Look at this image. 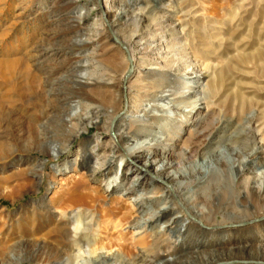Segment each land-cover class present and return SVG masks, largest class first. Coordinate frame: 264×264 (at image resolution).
Wrapping results in <instances>:
<instances>
[{
    "label": "rangeland",
    "instance_id": "obj_1",
    "mask_svg": "<svg viewBox=\"0 0 264 264\" xmlns=\"http://www.w3.org/2000/svg\"><path fill=\"white\" fill-rule=\"evenodd\" d=\"M10 2L12 6L4 9V21L8 23L12 14H18L15 18L19 24L4 42L0 40V165L7 164L5 174H9L14 170L9 164L24 161L21 167L25 173L5 180L2 187L8 188L0 189V257L3 259L0 264H38L22 245H15L9 251V241L26 229L40 200H47L55 189L56 196L68 190L72 178L77 177L75 172L87 173L84 175L86 187L106 189L112 180V166L122 162L119 178L114 183L116 187L109 188L107 197L101 198L107 208L111 207L108 198L128 197L129 185L135 187L129 194L132 200L140 192L149 190L147 179L142 182L138 178L141 175L138 164L126 157L117 160L119 153L112 154V145L117 142L110 135L113 124L117 123L123 144L126 141L133 144L132 136H140L141 146L156 142L137 132L136 122L125 120L124 116L129 110L125 109L126 100L144 104L150 99L155 92L152 82L158 80L159 72H155L156 69L136 72L132 68L130 76L124 77L130 61L125 49L114 40L115 35L122 43H130L128 52L133 54L137 66L144 58L152 62L158 56V49H154L157 46H161L159 50L163 54L169 51V56L174 54L181 61L190 58L198 62L197 70L202 71V77L195 89L204 95L200 94L192 111L183 105H171L175 108V113L171 114L174 127L161 141L166 137L173 149L160 150L152 158L157 163L162 160L172 163L165 173L171 169L187 170L193 183L183 197L203 214L210 212L211 216H206L204 221L206 225L227 224V229H231L237 239L211 246L210 236L197 233L199 229L195 226L186 237L182 228L183 238L177 242L172 234H155L144 227L121 231L112 228L109 235L123 233L125 245L130 246L136 258H144L146 264H264V249L254 247L257 242L253 236V225L264 220V179L260 192L259 180L250 179L248 189L242 180L243 176L252 177L247 166L253 158H256L254 163L262 162L261 168H264V0H112L113 6L107 13L102 11L100 0ZM125 9L128 16L119 14L112 29L109 24L113 14ZM79 12L85 15L80 16ZM41 16L42 20L35 21ZM3 27L1 24L0 29ZM138 38L140 44L136 43ZM36 46L42 51V58L47 56L39 66L32 65L27 57L29 49ZM143 46L149 51L145 57L138 50ZM9 59L18 64L8 71L2 64ZM19 60L25 61L27 71ZM84 72L88 86L81 89L76 82ZM205 86L208 89L204 90ZM83 96L85 98H79ZM168 97L171 100L175 95ZM75 100L80 103L82 115L87 107L90 114H84L83 119L77 116L66 124ZM147 115L153 120L152 113ZM35 116L40 118L37 124L30 120ZM177 126H180L179 133ZM51 143L67 149L55 157L47 153ZM223 147L226 151L235 150L232 155L236 165L231 171L227 156L219 155ZM88 152L93 154L91 160L96 156L115 158L107 162V169L86 172ZM207 156L212 159L214 168L202 182L195 181L194 174L198 175L199 169L193 161ZM236 166L247 170L242 177ZM165 185L158 181L154 192L149 194L151 201L157 199ZM139 206L137 203L133 209L136 211ZM84 211L88 216L93 213L98 217L95 210ZM149 213V209L138 210L135 217H146ZM183 215L177 216L186 217ZM230 217L235 218L236 223H232ZM94 234L98 235V231ZM196 239H200L199 242ZM172 244L176 246L174 251ZM97 260L94 263L100 264ZM19 261L21 263H17Z\"/></svg>",
    "mask_w": 264,
    "mask_h": 264
},
{
    "label": "bare ground",
    "instance_id": "obj_2",
    "mask_svg": "<svg viewBox=\"0 0 264 264\" xmlns=\"http://www.w3.org/2000/svg\"><path fill=\"white\" fill-rule=\"evenodd\" d=\"M33 1L34 0H32V2ZM11 6L12 4L10 0H0V25L3 24L4 26L2 29H0L1 41L6 40V38L12 34L17 24H19V20L15 18L16 16H18V14L17 15L12 14L13 17L12 18L10 17L11 20L7 17L10 20L8 21V23L7 22L5 23L4 21L5 19L4 9L5 8L9 9V7ZM112 6H113L112 0H104V3L102 5V11L104 13H107L110 11ZM13 7L12 9H14ZM40 8L42 9V7ZM121 13H124L125 16H128L127 15L128 11H126V9L120 10V12L119 10H116L115 13L113 14V19L110 20V24H109V26L112 29L114 26L115 19L117 20L118 15L119 14L121 15ZM136 14L140 15L138 13ZM79 15L84 16L85 14L79 12ZM43 16L36 18L35 21L40 20ZM51 16L52 13L51 15H47L48 18ZM116 37L120 39L119 36ZM126 43L127 45L130 44L129 42ZM136 43L140 44L141 39L138 38ZM48 48L51 49L52 47L49 46ZM144 48L145 46L139 47L138 50L140 54H142L145 57L148 55L149 51L147 52V49L145 51ZM154 49H158V51H156L158 53V56L154 57L152 62L147 61L146 58L139 60L140 66L139 65L137 66L133 54L129 51L128 59L130 61V64L132 65V68H135L136 72H139V70L143 69L144 72L147 73L149 71L152 70L154 71L156 69L157 71L155 70V72H159V78L158 80L152 82V87L153 89H155V92L151 94V97L147 102H145L144 104L140 102L134 104L133 102H131L132 100H129V103H127L126 100L125 109L128 108L129 110L127 114H125L124 119L125 120L132 119L134 122H136L137 132L141 131L145 136H149L151 140H154L156 142L153 145L150 144L149 146L145 147L140 145V143L142 142L141 140H138L140 139L139 138L140 136L139 137L132 136L133 139H135L134 143L129 144L126 141L125 142L126 144L124 143L125 144L124 145L122 142L123 140L122 132L120 131V127L117 123L113 124L112 126L113 133L110 135V138L114 139L115 137L117 142V144L112 145V150H111L112 154L114 152L119 153L118 155L119 158L117 160H122L126 157L128 160H130V162L136 165L138 164L139 173L141 174L140 177L138 178H140V181L142 182L146 181L147 179L149 190L143 193L140 192L137 195V197L132 200L129 194L135 190V187L134 185H129L128 192L127 193L125 192L126 196L128 197H125L123 199L108 198L110 200L111 207L107 208L104 206V203L102 201L103 199L101 200V198L107 197L108 195L107 192L109 188L116 187L115 182H117L119 178L120 175L119 171L121 166L120 164L122 162L119 163L118 165L114 164V166H112V174H113L112 180H110L107 183L106 189L97 190L94 187L92 188L86 187L84 185V180H85L84 175L87 173L76 174L75 172L74 174L77 175L75 179L77 178L78 179L75 180L74 178H72L73 181L71 182L72 183L71 186L68 188L66 192H64L65 190L62 191L64 192L63 195L60 196L57 193L59 196H56V189H55L53 194L47 200H40L37 203L38 205L37 210L33 212L32 215L33 217H31V220L26 226V229L10 239L9 241L10 245L8 247L10 249L9 251H11V248L13 249L15 245H22L32 253L34 259L38 261V264H44V262H46L45 264H95L94 261H96L97 259L100 260V264H146L147 262L144 258H136V254L132 252L131 248H129L130 246L127 247L128 246L127 243H126L127 246L125 245L126 239H124L123 233L118 234L117 232L116 236L113 235L110 236L109 235L110 229L119 228L121 231L124 230V228L134 229V228L144 227L146 230L150 228L149 232H154L155 234H160V233H163L164 235L172 234V236L175 238L174 242H177L179 240L181 241L183 237H186L187 233L191 230L192 226H195L197 229H199L197 233L204 232L210 236V240L208 241L211 246L221 243L227 244V242L230 243L237 239V235H235L233 231H231V229H227V224L206 225L204 221L206 216L207 217L211 216L210 212H207V215L203 214V212L196 210L193 206H191L188 203V199H185L183 197L184 191H188L193 183V181L189 179V173L187 172V170L184 169L182 170L180 168L178 170L171 169L169 170L168 173H165L164 170L166 168L171 167L172 163L168 160L165 161L162 160L159 163H157V160L155 158H152V155H155L160 150L173 149V144L167 142L166 137L164 138L163 141H161L165 133L169 129L174 127V126L172 127L174 122L171 117V114L175 113V108H172L173 106L171 105L173 103L178 104V106L183 105V107H189L190 111H192L196 108L198 104V101L201 97L200 94H203V92L199 91L198 88L195 89L196 84L200 82V78L202 77V71L197 70V67L199 66L197 61L191 60L190 58H186V60L181 61L179 59H176L173 56L174 54L169 56V51H166L163 54L159 50L161 49V46H157V48L154 47ZM29 50L30 53L27 57H28V61H31L32 65L41 64L42 60L47 58V56H45V58H42L43 55L42 51H40V49H38L37 46ZM23 61L24 60L20 61V64L24 68V71H27L28 66L26 65V63H24L25 61L24 62ZM16 63H17L16 61L9 59L8 61L4 62L2 65L9 71L16 65ZM166 68H168V71H165ZM3 71L4 70L2 67V72ZM85 72L81 73L80 79H78V81L76 82V84L79 85V88L81 89L88 86V83L85 81L84 78V76L86 75ZM26 74L28 76L29 73ZM124 74H125L124 77L126 78L130 76V74L127 72ZM171 77L172 80L170 79ZM205 89H208V86H205L204 90ZM169 95H175L174 99L170 100V98L168 97ZM79 98H85V97L83 96ZM85 100L87 102L89 101L87 100V98ZM1 108L2 105H0V109ZM80 111H81L80 103L76 100L73 101L71 113L67 116L66 118L67 120L65 123L68 124L73 122L77 116H79V119H83L84 114L85 116L86 114H90L88 107L83 110L84 111L83 115L81 114L82 112L80 113ZM148 113H152L151 116L153 120L149 118L150 115H147ZM38 117L39 116H35L33 119L30 120L32 122H36L37 124V122L40 119ZM179 129L180 126H177L176 130L178 133H179ZM65 149H67V147L60 148L56 143H51V146H48L47 153L54 154L55 157H57ZM231 149H232L231 151H226V149L223 147L219 151V155L227 156V159L230 163L229 164L230 171L233 168V166L236 165L235 164L236 160H234L235 158H233L232 155L233 151L235 152V150L233 148ZM92 155L93 154L91 152H88L86 156V159L88 160L87 162L88 164H86V167L84 166L86 168V172L88 171L96 172L99 170L107 169L108 168L106 166L107 162H110L112 159L115 158L114 156H109L107 154L108 155L106 156L107 159L106 158L100 159L99 156L98 157L96 156L94 157L93 160H91ZM142 156H144V161L141 162L140 160ZM255 159L256 158H253L250 162L251 165L247 166V169H249L250 172H252V177L250 178L243 176L247 170L241 168L242 166L241 164H240L241 166L238 167L236 166V167L239 172V176L240 177L243 176L242 180H244L245 183L247 184V187H245V189L250 188L248 187L251 183L250 179H254L256 181L259 180L257 183L259 189L258 191L260 192L264 179V168H261L262 162L254 163ZM23 162L24 161H22L21 164L20 163L9 164L10 167H14V170L11 171V173L9 174L7 173L5 174L8 165L5 163L0 165V189L8 188L6 187V185L5 187L4 186L2 187V182H4L5 180L9 179L10 177H13L14 175H21L22 173H25V169L21 167ZM193 164L198 166L199 169L198 175L194 174L196 176L195 181L199 180L200 182H202V180L205 179L208 173L212 171L214 168L213 161L209 156L203 158L201 161H199L198 159H194ZM59 171L61 172L60 169ZM138 178L135 177V180ZM233 178L234 180H236L235 177ZM159 180L166 183V185L164 186L163 190L160 192V195L157 197V199L151 201L150 200L151 195L149 196V194L154 192V188H156ZM7 186L9 185L7 184ZM104 193L107 194L104 195ZM127 198L129 199L127 200ZM149 202L150 204H148ZM137 203H140V206L135 211L133 208ZM86 209L95 210V212H98V217L94 216L93 213H91L90 216L86 215L84 213L85 212L84 210ZM146 209L150 210V213L146 217H141V216L137 218L135 217V212H137L138 210L143 211ZM71 212H74L73 215L70 214ZM180 213L186 215V217L184 218L178 217L177 215ZM134 217L135 219H133ZM238 219H241L242 221L247 220L246 218L243 217H238ZM229 220H231L232 223H236L233 222V220H235V218L233 217H230ZM165 223L167 224V226L162 227V224ZM203 226H206V228H200ZM182 228H184L183 232L185 233V235H183L184 233L181 232ZM253 228H254L253 236L255 241L257 242L256 244H254V247L256 248L258 247V249L262 250L264 249V220L255 223L253 225ZM97 231H98V235L94 234V232ZM182 235L183 237H181ZM63 240H66V242L64 243ZM199 240L196 239V242L197 241L199 242ZM183 243L184 244L186 243L185 239ZM174 247L176 246L172 244L173 251L174 249H176ZM1 257H0V261L3 260ZM158 261H160V259H158ZM17 263H21V262L19 261Z\"/></svg>",
    "mask_w": 264,
    "mask_h": 264
},
{
    "label": "water",
    "instance_id": "obj_3",
    "mask_svg": "<svg viewBox=\"0 0 264 264\" xmlns=\"http://www.w3.org/2000/svg\"><path fill=\"white\" fill-rule=\"evenodd\" d=\"M100 5L102 7L101 0H100ZM114 40L125 49L126 57L129 58V52H128V49L125 46V44H123L116 36H114ZM131 69H132V65L130 64L129 67H128L127 73H129L131 71Z\"/></svg>",
    "mask_w": 264,
    "mask_h": 264
}]
</instances>
